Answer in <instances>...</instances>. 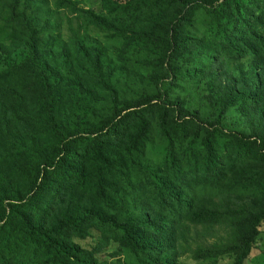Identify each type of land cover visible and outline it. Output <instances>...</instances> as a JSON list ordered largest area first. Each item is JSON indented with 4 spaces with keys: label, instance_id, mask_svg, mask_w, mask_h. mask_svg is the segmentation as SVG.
<instances>
[{
    "label": "trees",
    "instance_id": "1",
    "mask_svg": "<svg viewBox=\"0 0 264 264\" xmlns=\"http://www.w3.org/2000/svg\"><path fill=\"white\" fill-rule=\"evenodd\" d=\"M81 2L0 0V264H245L264 0Z\"/></svg>",
    "mask_w": 264,
    "mask_h": 264
},
{
    "label": "rangeland",
    "instance_id": "2",
    "mask_svg": "<svg viewBox=\"0 0 264 264\" xmlns=\"http://www.w3.org/2000/svg\"><path fill=\"white\" fill-rule=\"evenodd\" d=\"M82 5L85 7H91L93 10L99 11V7L97 5V0H82ZM26 50L19 49L10 57V61H16L19 60L22 56H24V53ZM4 66L3 60H0V68ZM261 228L264 229V222L261 226ZM264 236V234L262 235ZM257 243L255 248L252 250L250 256L247 258L245 264H264V254H261V249H264V237L262 240H259L257 238ZM185 264H209V261L204 262H195L191 260L188 257L182 258Z\"/></svg>",
    "mask_w": 264,
    "mask_h": 264
}]
</instances>
